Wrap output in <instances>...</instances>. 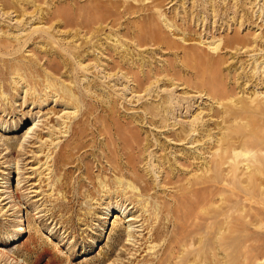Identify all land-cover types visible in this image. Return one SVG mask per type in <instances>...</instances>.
<instances>
[{"label":"rangeland","instance_id":"374dc122","mask_svg":"<svg viewBox=\"0 0 264 264\" xmlns=\"http://www.w3.org/2000/svg\"><path fill=\"white\" fill-rule=\"evenodd\" d=\"M84 1L11 0L14 4L18 3L20 7L9 8V5L4 3L5 0H0V10H3L1 14L7 11L10 13L5 17H1L0 14V38L10 35L9 39L16 45L17 50L19 39L23 41H20L21 44L29 41L26 49L20 50L16 56L0 59L9 60L18 57L17 60L22 58L24 61L38 60L42 70L56 77L58 82H65L66 87L74 89L73 91L82 97L80 98L82 102H85L86 109L99 110V113L103 110H113L117 112V114L115 112L117 120L121 122L134 120L140 124L139 127L144 129L142 137L148 138L153 144L145 153L144 158L148 161L149 154L157 150L158 157H162L164 161L168 157L172 160L171 164L166 163V172L161 174L162 178H160L167 183V179L169 180L167 173L172 167L174 170V174L171 175L172 183L167 186V190H157L160 202L167 201L172 205L177 196L183 195L182 191L187 189L189 180L193 181L203 175L204 165L210 164L209 167H211V162L221 152L218 148V139L227 132V129L235 125L234 121L225 123L221 119L224 115L222 104L240 100L242 101L240 106L248 107L249 102H254L253 106L264 107V83L260 81L259 74L252 79L254 66H261L264 61V0H151L145 4L134 3L133 0H113L124 4L120 6L121 11L129 4L134 7L145 6L147 8L153 6V2H159L161 6L157 11L165 14L170 21L174 22L179 32L168 30L162 22L164 18L159 20L156 17L153 21L154 29L157 34L168 39L174 49L168 50L164 46L161 47L151 42L139 44L138 40L133 37L134 30L140 28L145 21L143 16L149 13L157 15V11L126 15L114 25L110 22L104 25L107 28L105 34H102L104 36L100 38L102 44H105L104 48H108L104 56L100 51L98 53L97 49L94 50L95 52L97 50L96 53L93 51V45L99 39L92 40L91 44L86 46L88 42L86 40L90 37L87 35V29H82L81 26L65 28L63 23L60 25L54 21L49 22L52 13L57 14L63 7L72 8L73 3ZM103 1L112 2V0ZM23 13L27 14L24 18L21 16ZM60 19L58 18L59 22ZM201 19L204 21L202 22ZM51 26L53 29L49 31V34H45L43 30L32 38L28 37L35 29H49ZM76 31H80V36L73 40L71 36L75 35ZM183 32L186 35L185 41L182 40ZM148 33L143 34V37H148ZM50 34L56 39L50 38ZM111 35V41L106 42V37ZM233 39L248 41L255 52H251L252 49H242V46L226 48L220 54L210 50L209 46L214 42L226 43ZM182 46L201 50L203 57L204 55L220 56L224 62L222 77L226 82L225 87L229 92L234 93V96L222 103L217 97L208 98L214 92L221 93L217 89H222V87L214 86L209 76L206 80L200 78V74L191 68L190 63L192 62L186 58L187 55L183 53ZM75 56L81 60V67H78L76 63L78 61L73 59ZM125 57L127 58L124 59ZM50 60L62 61L61 63H64L67 68L63 67L60 71L62 74L52 71L48 65ZM119 64H122L123 68H120ZM98 65L104 66L98 68ZM260 70L263 72L264 65ZM124 76L128 78L125 79ZM137 76L142 80L145 79L146 83L143 87L139 86ZM73 80L76 83L72 82ZM199 84L201 89L198 87ZM5 87L10 100L14 103L8 104L7 101L0 110V126H3V128L0 127V172H5L0 174V179L10 180L7 184H4L6 181H0V197L2 196L0 209H5L0 215V239L6 243L0 247V251L15 258L19 264H46L50 258H55L58 264H108L111 262L145 264L146 260H154L152 264H159L167 244L165 243L166 236L169 238L173 229H170L168 234L165 233V238L161 242L162 246L157 250L160 251L157 257L148 256V253L143 251V247L141 252L132 258L129 256V251H126L128 246L124 248L128 219H125L126 216L122 214L116 213L113 217L103 216L104 212L98 203L93 202L94 207L88 208L85 203L87 198L85 200L82 197L81 200L74 199L76 205L72 211L73 216L67 215V218L72 216L74 225L70 231L65 233L62 225L57 224L59 219L53 222L52 219L48 220L49 216L44 217L45 214H39L42 209L36 211L42 204L46 205L45 208L51 209L57 204L58 198L62 199V195L66 196V192L51 195L50 188H46V184L43 185L42 182L46 194L35 198L36 194L31 193L32 184L40 183L36 182V179L45 181L44 178L36 176L29 178L31 166H37L30 161L32 159V156H29L30 151L40 146L39 144L32 146V143L36 142L32 136L38 135L40 128L45 124L56 125L68 108L52 101L41 108L32 103L25 104V93L18 94L13 91L10 80H6ZM199 92L202 94L203 103L202 99L199 100ZM168 101H173V108ZM51 111L54 114H51ZM154 111L159 112L161 116L153 118ZM80 119L72 122L73 128L79 125ZM152 120L156 123L151 124ZM198 120L200 128L204 131L199 129L201 134L198 132L192 134L193 142H181L175 136L170 135L171 132L180 133L181 125L187 127L191 122ZM92 121L93 118L89 120V122ZM35 123L38 124L37 127H34ZM28 134H31L30 138L25 140ZM209 134L212 135L213 140L207 138ZM46 136L45 131L42 137L47 139ZM157 141L164 146V150L166 148L165 151L156 146ZM22 152L23 156L20 155ZM241 152L244 151L238 148L235 153ZM21 156L23 162L21 163L22 171L19 174L14 171L13 161ZM172 158H177L178 162H174ZM231 161L229 163H232ZM143 164H140V174L145 175L146 162ZM229 165L223 168L222 178L227 176L231 179L233 173L230 172ZM94 172L98 174L97 169ZM248 172L245 164L239 165L236 174L238 182L241 183L240 190L232 191L233 186L227 185L228 182L222 185L212 184L215 190H211L207 210L204 209L211 218L207 224L208 229L203 227L199 234H194L193 238L190 237L184 241L176 254L177 257L175 256L177 259L172 264H180L185 254V257L189 258L187 264H264V188L261 190L258 187L256 192L250 189V185L245 182ZM210 175L214 176V173ZM109 176L112 179L116 178L113 174ZM153 179L155 178L151 176L146 177L150 183ZM217 187H219L218 191ZM154 192L150 194L154 195ZM87 195L88 193L85 192V197ZM37 199H40L38 204L35 202ZM70 199L71 197L67 195L65 203ZM14 201L22 211L18 215V207L13 208ZM200 209L197 212L205 214L203 208ZM219 211H222V216L215 214ZM58 214L59 212L57 217L60 218ZM165 219V223H168L167 219L170 218L166 215ZM220 222L224 224L217 228L216 225ZM198 223L203 225L205 222L198 221ZM22 227L26 230L23 233L20 231ZM203 231L208 232L209 241L206 246L204 244L206 234ZM6 234H13L14 238L7 240L5 239ZM223 234L224 237H221ZM16 236L20 239L17 240ZM120 236H122V242L118 243ZM29 248H38L42 257L28 252ZM0 262L6 264L3 260Z\"/></svg>","mask_w":264,"mask_h":264},{"label":"bare ground","instance_id":"6f19581e","mask_svg":"<svg viewBox=\"0 0 264 264\" xmlns=\"http://www.w3.org/2000/svg\"><path fill=\"white\" fill-rule=\"evenodd\" d=\"M150 1L151 0H133L134 3L138 4H145L146 2ZM4 3L6 5H9V8L18 6L20 7L18 3L14 4L11 2V0H5ZM152 4L153 6L147 8L145 6L134 7L132 4H129L126 8L123 9V11H121L120 6H124V4H121L117 1L112 0V2L106 3L103 0H85L84 2L73 3L72 8L60 7V11L55 8V10L57 9L59 12L57 14H51L49 12L52 15L49 19V22L54 21V23L56 22L60 25L61 23H63V26L65 28H68V26L70 28L73 26H81L82 29H87V35H89L90 37L86 40L88 41L86 43V46L91 44L92 40L99 39L98 42L93 45V51L97 49L98 53L100 51L101 55L104 56L105 52L108 50V48H104L105 44H102V41L100 39L101 36H104L102 34L106 31L107 28V26L104 27V25L106 23L108 24V22L114 25L126 15H137L152 12L153 10H159L161 6L159 2H153ZM38 8L39 7L37 6V9ZM2 11L3 10H0V14L2 13ZM8 12L9 11L3 12V14H1V17L8 16L10 14ZM25 15L27 14L23 13L21 16H23L24 18ZM43 15L45 16V14ZM144 17L145 21L143 22V24H141V27L135 29L133 32V37L138 40V43L146 44L147 42H151L152 44H159L161 45V47L164 46L168 50H173L174 47L171 42L168 41V39L166 40V38L157 34L156 30L154 29L155 25L153 21L156 20V17H158L159 20L164 18L162 22L164 23L165 27L172 32H179L178 26L174 22L170 21L166 17V15L161 13L160 11H157V15L149 13L143 16V18ZM58 18H61L60 22ZM201 21L203 22L204 19H201ZM157 24H159V22ZM96 26L99 27L96 28ZM52 29L53 26H51V28L49 29H35L28 35V37L32 38L35 34L43 30H45V34H49V31ZM80 31H76L75 35L71 36V39L76 40V38L80 36ZM147 32H149L148 37H143V34ZM60 33L64 34L62 32ZM129 33L131 34V32ZM183 33L184 37L182 38V40L185 41L186 35L185 32ZM6 36V38H0V58L8 59L9 57L16 56V54L20 50L26 49L29 44V41L25 42V44H21V39H19L17 50L16 45L12 43L11 39H9L10 35ZM50 38L54 40L56 39V37L52 34H50ZM111 38L112 35L106 37V42L111 41ZM30 40L33 41V39ZM236 46H242V49H252L251 52H255V50H253L252 48V45L248 41H240L238 39L229 40L226 43L214 42L209 47L211 51L220 54L222 50L226 48H233ZM127 50L129 51L128 48ZM175 50L177 52L179 51L178 49ZM182 51L185 55H187L186 58H188L189 62H192L190 63L191 68L200 74V78H204L206 80V78L209 76V80L214 86L222 87V89H217L220 90L221 93L214 92L211 94V96H208V98L211 97L212 99V97H217L218 101H221L220 103H222L227 102L234 96V93L229 92L225 87L226 82L222 77L224 71V62L222 61L220 56L216 57L204 55L203 57L201 54V50L194 47L186 48L182 46ZM96 52L94 51V53ZM17 58L15 59L14 57L9 60L0 59V63H2V65H0V110L3 109L7 101L8 104L14 103L12 100H10L9 93L6 90V80H10L11 85L13 86V91L17 92L18 94L25 93V104L32 103V105H37L39 108H41L52 101L59 105L63 104L65 108H68L67 112L59 118L56 125L54 124L53 126H51L49 124H45L42 128H40L38 135L32 136L33 139H36V142L32 143V146L35 147L38 144L40 146L32 149L29 154V156H32V159L30 161H33L32 163L37 165L31 166V175L29 176V178L36 176L45 179V181L36 179V182L40 183L32 184L31 193L36 194L35 198H39L46 194V191L42 187V182L43 185L46 184V188H50L52 192L51 195H53V193H57L58 195H60L61 193L66 192V196L62 195V199L58 198L56 201L57 204H55L51 209L45 208L46 205L44 206L43 204L36 209V211L42 209L41 211L39 210V214H45L44 217L49 216L48 220L52 219L54 222L56 219H59L57 224L62 225V229L65 231V233H67L68 230L70 231V229H72L74 225V222L72 221V214L74 213L72 211L76 205V203L74 204V199L79 200L82 197L85 200L87 198V202H85L86 207H94V204L92 203H98L99 207H101L104 212L103 216L113 217V215L116 213L126 216L125 219H128V227H126V231L128 232L125 233L126 240L124 242V248H127L128 246L126 251H129V256H131L132 258L136 257L138 253L141 252L143 247V251L147 252L148 256H158L160 251L157 250L162 246L161 242L165 238V233L167 232L168 234L169 230L173 229L171 236L169 235V238L168 236H166L165 243L167 244L159 262V264H166L167 262L172 264L175 259H177L176 254L179 252L181 246H183L181 244L184 241L188 240V238L190 237L193 238L194 234H199L202 231L203 227L206 230L208 229L207 224L208 221H210L209 219L211 218H209L210 216L205 210H207V205L211 196V190L214 189L212 188V184L215 183V185H222V183L224 184V182H228L227 185L233 186L232 191L240 190L241 183L237 180L238 176L236 172L239 169L240 164H245V168L247 167V171H249L246 174L247 179L245 180V182L250 185V189H253V191L255 192L258 190L256 189L258 187L263 190V106H253L254 102H249L248 107L240 106V104H242V101L240 100L231 102L229 104H222V108L224 109L222 113H224V115L221 117V119H223L225 123L234 121L235 125L227 129V132L223 133L221 138L218 139V148H220L221 152L218 153V155H216V159L211 162V167H209L210 164L204 165L205 168L203 169V175L197 177L193 181L189 180L187 189L182 191L184 192L183 195L177 196L174 199V203L170 205L167 201L162 203L160 202L157 190H167V186L171 185V175L174 174V170L172 169V167L167 173V178H169V180L167 179V183L160 178H162L161 174H165L166 172V163L170 162L171 164L172 160H170L171 158L167 156L168 158H165L166 160L164 161L162 157L157 156V150L155 153H153L152 151V153L149 154L148 161L144 158L145 153L151 146H153V144L151 143L152 141L150 142L148 138L144 139L142 137L144 129L139 127L140 124H137L134 120L128 122H121V120H117L115 118L116 111L113 112V110H103L101 113H99V110L97 111L91 108L86 109L85 102H82L81 100L82 97L80 95H77L75 93L76 91H73L74 89L72 90L71 88L66 87L65 82L59 81V83L56 77L54 78L51 74L47 73L46 70H42L39 66L40 63H38V60V62L33 60L24 61L22 60L23 58L21 60H17ZM126 58L127 57H125L124 59ZM73 59L78 61H73L78 64V67L82 66L81 60H78L77 56H75ZM61 62L50 60L48 65L52 68V71L54 70L55 72L60 73V71L65 66V64ZM77 64L75 65L77 66ZM119 65H121L120 68H123L122 64ZM262 65H264V61L261 66ZM69 66H71V64ZM100 66L104 65H98V68H100ZM261 66H254V69L252 71L254 75L252 79L255 78L256 74H259L261 76L260 81L264 83V70L263 72H261ZM65 67L67 68V66ZM126 77L127 76H124L125 79L128 78ZM137 80L139 82V86L141 87H143V85L146 83L145 79L142 80L138 78V76ZM74 81L75 80H73L72 82ZM198 87H200V84L198 85ZM39 88L41 90H39ZM201 96L202 94L200 93L199 100L202 99L203 103V98ZM168 102L173 108V101ZM83 108L84 111H82ZM2 113L6 112L2 111ZM51 114L54 113L51 111ZM152 116L153 118H157L161 115L159 112L154 111ZM78 118H81L82 120L84 119L85 121H80V119L78 121L79 125L73 128L72 122H74ZM91 118H93V121L89 122ZM152 123L155 124L156 122L152 120L151 124ZM37 126L38 124L35 123L34 127ZM188 126L186 127L181 125L180 133L177 134L176 132H171L170 135L172 137L175 136L181 142L188 141L191 143L193 142L192 134H195L197 132L201 134V132H199V129H203L200 128L199 120L196 122H191ZM0 127L3 128V126ZM45 131L47 139L42 137ZM30 135L31 134H28L25 140L29 139ZM207 138L213 140L211 134H209ZM44 139L46 141H44ZM156 146L163 151L166 150V148L164 150V146L160 145L159 141L156 142ZM238 148H241L244 152L235 153ZM22 154L24 153H20V155ZM22 156L13 161L14 171L19 172V174H21L20 172L22 171ZM40 157H43L44 161L43 159H40ZM173 160L176 163L178 162L177 158H174ZM230 160H232V163H229ZM145 162V167H147V169L144 170L146 172L145 175H142L140 174V164H143ZM226 165H229L231 170L230 172L233 173L231 179H229V177L227 178V176L226 178H222L221 176V172H223V168ZM96 169L98 171L97 175L94 172ZM212 172L214 173V176L210 175ZM3 173L5 172H0L1 175ZM111 174L116 176V178L112 179V177L109 176ZM147 176L155 178L153 179L152 183L148 181L150 178L146 180ZM0 181H6L4 184H7L10 180L3 178L0 179ZM196 187H198L199 189H195ZM217 188L218 191L219 187ZM84 191L88 193L86 197ZM152 191H155L154 195H151ZM67 195L70 196L71 199L67 203H65ZM1 198L2 196L0 197V199ZM156 198L158 200H156ZM88 200L90 201L88 202ZM35 202L36 204H38L40 202V199H37V201ZM14 203L15 205L13 206V208L18 207V215V213H21L22 211L16 201H14ZM200 208H203L202 210L205 209V214H199L197 212L198 209L201 210ZM135 209L136 211L134 212ZM4 210V208L0 209V215L4 212ZM58 212L60 214V218L59 216L57 217ZM221 212H215V214L222 216ZM68 214L72 216L67 218ZM166 215L170 218L167 219L168 223H165ZM198 221H203L205 223H203L202 225L198 223ZM223 224V222H220L216 226L218 228L223 226ZM20 231L23 233L26 230L24 227H22L20 228ZM204 234H206V237H204V244L206 246L209 241V239L207 238L208 232L206 231L204 232ZM221 237H224V234L221 235ZM13 238V234H6L5 236V239L7 240H11ZM16 238L17 240L20 239L19 236H16ZM121 242L122 236L118 237V243ZM4 243L5 241H1L0 239V247L3 246ZM221 245L222 244H220V246ZM27 251L32 254H37L38 257H42V254L40 253L38 248H29ZM185 255L183 257L181 256L182 258L180 264H187L189 258L187 256L185 257ZM0 260L5 261L6 264L8 262H11L10 264H19L15 258L1 251ZM137 260L138 258L135 260V262ZM144 262L145 264H152L154 260H146ZM115 263L116 262H111L108 264ZM0 264L2 263L0 262ZM46 264H58V262L55 260V258H50V260H48ZM138 264H140V262Z\"/></svg>","mask_w":264,"mask_h":264}]
</instances>
